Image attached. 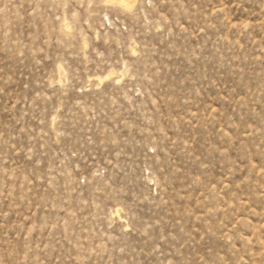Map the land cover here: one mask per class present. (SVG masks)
I'll use <instances>...</instances> for the list:
<instances>
[{"label":"rangeland","instance_id":"374dc122","mask_svg":"<svg viewBox=\"0 0 264 264\" xmlns=\"http://www.w3.org/2000/svg\"><path fill=\"white\" fill-rule=\"evenodd\" d=\"M0 264H264V0H0Z\"/></svg>","mask_w":264,"mask_h":264},{"label":"bare ground","instance_id":"6f19581e","mask_svg":"<svg viewBox=\"0 0 264 264\" xmlns=\"http://www.w3.org/2000/svg\"><path fill=\"white\" fill-rule=\"evenodd\" d=\"M122 3V1H120ZM124 2V1H123Z\"/></svg>","mask_w":264,"mask_h":264}]
</instances>
